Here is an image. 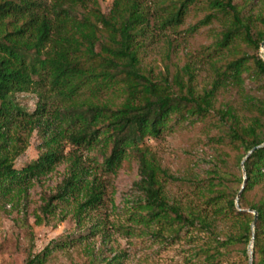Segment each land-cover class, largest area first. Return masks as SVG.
<instances>
[{
    "label": "trees",
    "instance_id": "trees-1",
    "mask_svg": "<svg viewBox=\"0 0 264 264\" xmlns=\"http://www.w3.org/2000/svg\"><path fill=\"white\" fill-rule=\"evenodd\" d=\"M160 1L166 10L162 22L175 24L196 0ZM206 1L215 13H208L199 23L206 24L216 15L228 16L217 42L227 48L239 42L244 48L213 63L210 86L198 93L189 63L183 66L186 81L179 75L171 80L168 76L155 78L141 66L137 36L148 21L140 0H114L107 15L100 11L97 0H52L49 8L38 0H0V184L4 189L51 171L63 161L64 139L75 146L101 144L110 148L103 154L106 172H115L128 157L136 160L137 218L161 225L172 237L183 234L190 262L200 258L202 264H248L247 246L252 239V264H264V199H246V192L264 179V145L244 160L246 178H236L238 186L233 187L228 172L213 164L208 191L203 193L212 216L204 207L170 199L166 182L178 178L148 146L141 145L146 137L158 138L171 121L205 117L214 110L221 89L242 88L245 79L257 84L263 96L247 97L246 106L255 113L247 124L229 104L216 109L225 127L220 140L241 150L238 164L250 149L264 142V61L260 51L264 15L252 19L234 0ZM81 7L90 10L83 13ZM255 21L261 25L256 26ZM30 90L39 98L33 112L16 99V94ZM120 93L123 99L117 103L114 98ZM35 129L40 131L45 149L18 169L14 159L22 150L19 133L30 134ZM76 161L75 155L70 157L66 176L41 207L44 214L51 213L56 202L76 195H81L77 214L102 204L104 185L95 177L84 180ZM238 193L240 209L235 204ZM247 208L257 213L253 230L254 215ZM219 219L230 220L233 230L220 236L216 231ZM199 233L204 234L201 241L195 239ZM48 252L50 247H45L25 264H43Z\"/></svg>",
    "mask_w": 264,
    "mask_h": 264
},
{
    "label": "rangeland",
    "instance_id": "rangeland-1",
    "mask_svg": "<svg viewBox=\"0 0 264 264\" xmlns=\"http://www.w3.org/2000/svg\"><path fill=\"white\" fill-rule=\"evenodd\" d=\"M38 1L49 8L52 0ZM140 1L146 8L148 22L137 36L139 56L143 69L155 78L168 76L171 80L179 75L186 81L183 66L189 63L194 73L193 86L200 93L214 77L212 64L244 48L239 42L230 48L219 46L220 30L227 25L228 16L216 15L206 24L199 23L208 13H215L206 0L190 4L182 21L175 24L162 22L166 10L160 0ZM97 2L100 11L107 15L114 0ZM234 3L244 14H251L252 19L264 15V0H234ZM88 7L79 10L85 13L90 10ZM254 24L261 25L259 21ZM250 96L257 98L263 93L257 84L245 79L242 88L221 89L214 100V110L205 117L180 123L171 121L158 138L143 139L141 145L148 146L161 165L178 178L166 182L170 199L204 207L212 216L203 193L208 191L210 170L215 163L228 172L230 184L238 186L235 179L244 177L241 161L238 164L241 150L220 140L225 127L216 109L229 104L237 110L241 122L247 124L255 114L246 106ZM16 99L28 112H33L39 98L30 90L16 94ZM122 99L120 93L114 101ZM19 135L22 150L14 159L18 169L45 149L39 130ZM62 145L66 157L51 171L9 189L0 184V264H25L29 256L41 253L45 247H50V252L43 264H202L200 258L188 260L189 244L183 234L172 237L161 225H149L137 218L134 182L139 175L133 157L124 159L115 172H106L103 154H108L110 148L101 144L75 146L66 139ZM73 155L83 170L84 180L95 177L104 185L103 202L77 214L75 209L81 195H76L56 202L53 211L44 214L41 207L66 176ZM246 199L249 202L264 199V179L246 192ZM231 230L230 220L216 221L220 236ZM198 235L195 239L201 241L204 234Z\"/></svg>",
    "mask_w": 264,
    "mask_h": 264
},
{
    "label": "water",
    "instance_id": "water-1",
    "mask_svg": "<svg viewBox=\"0 0 264 264\" xmlns=\"http://www.w3.org/2000/svg\"><path fill=\"white\" fill-rule=\"evenodd\" d=\"M261 49H262V59H263V61H264V41L261 42ZM263 145H264V142L261 143V144H259V145H257V146H255V147H253L252 149H250V150L247 152V154H246V155L244 156V158L242 159V161H241V165H242V167H243V171H244V177H243L244 180H245V178H246V173H245V169H244V166H243V162H244V160L248 157L249 154L252 153V151H253L254 149H256V148H258V147H261V146H263ZM242 189H243V184H242V186H241L240 191H241ZM239 196H240V193L237 194V197H236V199H235V204H236V206L238 207V209H240V208H239V205H238ZM245 211H247V212H252L253 215H254L253 221H252V223H251V229L253 230V229H254L255 222H256V218H257V213H256L255 210H252V209H245ZM252 246H253V241H252V239H251L250 242H249V244H248V246H247L248 264H252V252H253V251H252Z\"/></svg>",
    "mask_w": 264,
    "mask_h": 264
}]
</instances>
